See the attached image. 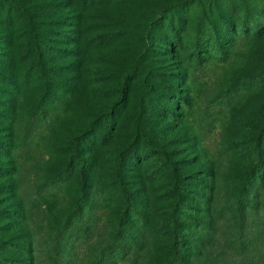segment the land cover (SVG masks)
I'll list each match as a JSON object with an SVG mask.
<instances>
[{"label": "rangeland", "instance_id": "obj_1", "mask_svg": "<svg viewBox=\"0 0 264 264\" xmlns=\"http://www.w3.org/2000/svg\"><path fill=\"white\" fill-rule=\"evenodd\" d=\"M255 23L264 0H0V264H99L128 203L110 264L168 262L177 211L184 264H264Z\"/></svg>", "mask_w": 264, "mask_h": 264}, {"label": "trees", "instance_id": "obj_2", "mask_svg": "<svg viewBox=\"0 0 264 264\" xmlns=\"http://www.w3.org/2000/svg\"><path fill=\"white\" fill-rule=\"evenodd\" d=\"M263 11V10H262ZM261 14V13H260ZM251 14H246L243 16V18L249 19ZM252 19V18H251ZM241 22H238V25L245 24V20H240ZM256 22V21H255ZM237 25V23L235 24ZM264 30V24H254L253 26V32L250 33L252 35H259L262 31ZM200 32H202V27L200 28ZM246 33H249L248 29L246 30ZM261 72V71H260ZM262 74V73H261ZM260 73L257 74L260 79L262 78ZM108 117V114L103 115ZM260 155V154H259ZM78 157H76L77 159ZM83 160V164L88 163L86 159H81ZM2 167V166H1ZM175 212V211H174ZM136 215L139 216L140 210L131 205L127 204L121 211V217L120 220L118 221V224L116 226V231H115V237L112 239L110 242H108L105 246H103V250L101 253V256L99 258V264H110L114 261L115 257H124L126 255L125 253L127 252V244L131 243L132 241H135L134 236H131V231L128 230L127 224H125V221H128L130 223V217L129 215ZM187 220L188 217L185 216L183 213L178 212L177 214L173 215L172 221L169 224V231L172 234L173 238V247H174V255L173 257L166 263L164 264H184L182 261V256H183V241H184V235L187 233L181 229V223H184L183 220ZM7 264H20L23 262L22 260L18 259H6Z\"/></svg>", "mask_w": 264, "mask_h": 264}]
</instances>
